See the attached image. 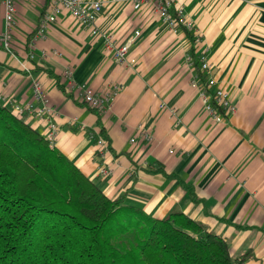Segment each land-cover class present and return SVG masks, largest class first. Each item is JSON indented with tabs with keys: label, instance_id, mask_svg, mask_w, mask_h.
Here are the masks:
<instances>
[{
	"label": "crops",
	"instance_id": "obj_1",
	"mask_svg": "<svg viewBox=\"0 0 264 264\" xmlns=\"http://www.w3.org/2000/svg\"><path fill=\"white\" fill-rule=\"evenodd\" d=\"M50 1H15L10 49L0 45V101L40 106L32 93L38 80L57 110L55 146L107 195H123L124 206L149 216L181 210L222 235L231 255L247 251L241 264H264V0H179L194 28L178 31L149 3L133 9L129 0H101L96 24L116 45L139 31L128 50L131 65L117 63L102 37L66 9L35 37ZM190 47L198 63L205 54L210 91L230 94L233 109L221 120L205 111L191 85L199 76ZM66 67L76 84L97 92L123 87L107 109L95 111L69 88ZM72 116L83 125L68 122ZM23 117L45 133L44 117Z\"/></svg>",
	"mask_w": 264,
	"mask_h": 264
},
{
	"label": "trees",
	"instance_id": "obj_2",
	"mask_svg": "<svg viewBox=\"0 0 264 264\" xmlns=\"http://www.w3.org/2000/svg\"><path fill=\"white\" fill-rule=\"evenodd\" d=\"M247 255H231L222 235L181 210L124 206L0 101V264H241Z\"/></svg>",
	"mask_w": 264,
	"mask_h": 264
},
{
	"label": "built area",
	"instance_id": "obj_3",
	"mask_svg": "<svg viewBox=\"0 0 264 264\" xmlns=\"http://www.w3.org/2000/svg\"><path fill=\"white\" fill-rule=\"evenodd\" d=\"M16 0H0V3L4 6V21L5 28L0 30V45L6 49H10L11 44V30L10 25L15 10ZM133 9L140 8L143 4L149 3L154 14L160 19V21L169 29L178 31L179 29H192L194 28L193 20L187 15L183 4L179 3V0H129ZM102 1L101 0H51L49 3L48 10L45 11L43 18L35 32V37L45 36L46 28L49 22L55 19L56 12L61 9H66L80 24L88 26L92 33L99 34L102 37L105 48L112 51L113 59L120 64L131 65L135 60L129 58L128 50L135 36L139 33L135 30L133 34L129 35L124 42L116 45L113 34L105 30L100 29L96 24V19L101 11ZM190 59V56L187 55ZM200 68L205 71L209 68V64L205 58V54L199 56ZM64 75L67 80L69 88L77 90L80 99L87 105L91 106L97 111H103L109 107L112 94L118 89L122 88L123 85L116 83L111 90L103 93L97 92L89 85L76 84L72 78V69L66 67ZM214 79L209 77L206 84L212 85ZM191 85L199 90V96L202 99L205 111L210 114L214 119L221 120L223 112L229 113L233 109V103L230 98V94L223 88H216L211 94H209L203 86V83L199 79L193 78ZM32 93L33 98L40 101V106H36L32 100L24 103L13 102L12 109L17 114L23 115L25 113L31 114L35 117H44L47 122L46 130L44 135L48 138L50 143L55 142L57 134V124L53 119V116L57 114V110L48 103L47 96L42 84L38 80L32 82ZM211 96L214 97L215 104L211 101ZM2 98V95H0ZM163 106V103H160ZM219 107L222 111H219ZM170 111L176 113V108L171 107ZM70 123H78L83 125V122L77 120L76 116H72L68 119ZM178 122V120L176 121ZM145 137L148 138V134L144 133ZM96 144L99 145V152L104 153L105 141L100 135L95 137ZM131 140H133L131 138ZM102 171H105L102 168ZM258 264V263H255Z\"/></svg>",
	"mask_w": 264,
	"mask_h": 264
},
{
	"label": "rangeland",
	"instance_id": "obj_4",
	"mask_svg": "<svg viewBox=\"0 0 264 264\" xmlns=\"http://www.w3.org/2000/svg\"><path fill=\"white\" fill-rule=\"evenodd\" d=\"M54 144V143H53Z\"/></svg>",
	"mask_w": 264,
	"mask_h": 264
}]
</instances>
